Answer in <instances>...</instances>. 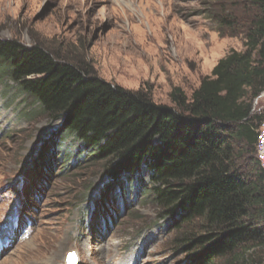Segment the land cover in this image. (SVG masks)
Wrapping results in <instances>:
<instances>
[{
  "label": "rangeland",
  "instance_id": "rangeland-1",
  "mask_svg": "<svg viewBox=\"0 0 264 264\" xmlns=\"http://www.w3.org/2000/svg\"><path fill=\"white\" fill-rule=\"evenodd\" d=\"M240 1L0 0V39L40 46L171 105L174 88L191 97L222 58L244 51L243 37L222 35L209 16L242 9ZM8 86L0 85V264H69L72 252L76 264H188L150 195L149 171L126 178L116 191L125 193L122 206L108 205L116 188L103 163L69 164L77 145L61 144L59 124L31 113L30 100ZM253 111L264 114V93Z\"/></svg>",
  "mask_w": 264,
  "mask_h": 264
},
{
  "label": "trees",
  "instance_id": "trees-1",
  "mask_svg": "<svg viewBox=\"0 0 264 264\" xmlns=\"http://www.w3.org/2000/svg\"><path fill=\"white\" fill-rule=\"evenodd\" d=\"M239 5L209 16L222 35L242 36L244 51L222 58L191 97L174 88L171 105L40 46L0 39V85L13 84L36 108L31 113L59 124L60 143L77 145L69 164L103 163L109 190L116 188L108 205L122 206L125 193L116 191L126 178L149 171L150 195L188 264H264V172L256 157L264 114L253 111L264 93V0Z\"/></svg>",
  "mask_w": 264,
  "mask_h": 264
},
{
  "label": "built area",
  "instance_id": "built-area-1",
  "mask_svg": "<svg viewBox=\"0 0 264 264\" xmlns=\"http://www.w3.org/2000/svg\"><path fill=\"white\" fill-rule=\"evenodd\" d=\"M256 157L260 162L261 169L264 172V120H262L256 130Z\"/></svg>",
  "mask_w": 264,
  "mask_h": 264
},
{
  "label": "water",
  "instance_id": "water-1",
  "mask_svg": "<svg viewBox=\"0 0 264 264\" xmlns=\"http://www.w3.org/2000/svg\"><path fill=\"white\" fill-rule=\"evenodd\" d=\"M68 263L69 264H76L77 263L76 255L74 252L70 253Z\"/></svg>",
  "mask_w": 264,
  "mask_h": 264
},
{
  "label": "bare ground",
  "instance_id": "bare-ground-1",
  "mask_svg": "<svg viewBox=\"0 0 264 264\" xmlns=\"http://www.w3.org/2000/svg\"><path fill=\"white\" fill-rule=\"evenodd\" d=\"M21 183V182H20ZM24 184V183H23ZM21 185V184H20ZM18 186V185H17ZM19 187V186H18ZM23 187H24V185H23ZM11 235H13V234H11Z\"/></svg>",
  "mask_w": 264,
  "mask_h": 264
}]
</instances>
